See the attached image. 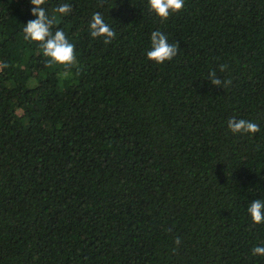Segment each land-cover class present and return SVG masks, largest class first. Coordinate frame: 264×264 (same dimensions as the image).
Returning <instances> with one entry per match:
<instances>
[{
  "label": "trees",
  "instance_id": "1",
  "mask_svg": "<svg viewBox=\"0 0 264 264\" xmlns=\"http://www.w3.org/2000/svg\"><path fill=\"white\" fill-rule=\"evenodd\" d=\"M42 7L76 63L49 66L24 38L30 0H0V264H264L247 212L264 201V0H184L166 20L148 0ZM156 30L179 44L163 64Z\"/></svg>",
  "mask_w": 264,
  "mask_h": 264
},
{
  "label": "clouds",
  "instance_id": "2",
  "mask_svg": "<svg viewBox=\"0 0 264 264\" xmlns=\"http://www.w3.org/2000/svg\"><path fill=\"white\" fill-rule=\"evenodd\" d=\"M45 0H30L31 15L34 20H29L24 25L23 33L26 40L38 42L43 50V55L49 58V66L53 64L71 67L76 63L75 47L69 42L65 32L57 29L54 33L51 31L55 17L50 18L42 7ZM150 10L162 20L168 19L171 13L179 12L184 7V0H148ZM72 8L68 3H63L54 9V12L60 15H68ZM90 35L93 38H104V43L109 44L115 37V32L105 22L104 17L99 12H95L91 16L89 22ZM151 48L147 51L146 56L149 60L157 64H163L165 61L172 60L178 53L179 44H170L167 36L159 30L153 31L150 36ZM8 67L7 63H0V71ZM227 65H219V71L224 72ZM208 81L219 88L227 87L231 84V80L222 81L216 70L208 73ZM228 129L233 133L254 134L258 132L259 126L249 120L236 119L232 117L227 122ZM251 220L256 223H264V201L256 199L250 203L247 208ZM176 245L181 243L177 237L174 241ZM253 255L264 256V246H256L252 249Z\"/></svg>",
  "mask_w": 264,
  "mask_h": 264
}]
</instances>
